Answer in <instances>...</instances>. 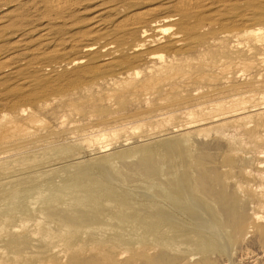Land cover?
<instances>
[{"label":"rangeland","instance_id":"obj_1","mask_svg":"<svg viewBox=\"0 0 264 264\" xmlns=\"http://www.w3.org/2000/svg\"><path fill=\"white\" fill-rule=\"evenodd\" d=\"M180 1L77 0L59 11L43 0H0V131L12 121L33 129L0 141L1 264H69L74 246L87 250V258L91 247L109 244L111 257L103 264H264L258 230L264 221L253 219L264 215V143L242 129L249 121L264 137V66L258 64L264 45L253 36L223 37L264 27V0H223L188 17ZM149 8L158 10L147 23L151 41L136 51L131 47L142 30L121 22ZM166 17L176 20L162 21ZM157 24L171 30L159 32ZM187 24L199 37L183 29ZM90 43L96 49L87 54L82 47ZM117 48L122 52L113 54ZM160 53L167 65L154 58ZM223 57L255 62L254 79L262 83L221 97V84L211 90L195 78L215 74L209 65ZM138 66L140 77L133 70ZM172 68L181 73L174 79L182 89L172 108L135 103L118 110L116 122L100 112L125 78L140 85L144 74ZM243 78L236 83L247 82ZM245 98L250 101L239 104ZM230 102L243 113L212 121L218 112L208 113ZM32 115L46 122L33 125ZM192 177L203 181L196 192L209 193L204 203L195 200ZM109 226L112 232L105 231ZM81 227L93 229L68 234Z\"/></svg>","mask_w":264,"mask_h":264},{"label":"bare ground","instance_id":"obj_2","mask_svg":"<svg viewBox=\"0 0 264 264\" xmlns=\"http://www.w3.org/2000/svg\"><path fill=\"white\" fill-rule=\"evenodd\" d=\"M15 2H19L21 3L22 0H13ZM77 1V0H43V2L46 3V5H48L47 7L49 9H54V10H59L61 11L60 9H63L65 7H70V5H72V3L74 4V2ZM220 1H223V0H182L181 3H179V9L180 11H182L184 13V15H187L190 16L191 14H199V11L201 9H204V8H209L217 3H219ZM12 2V0H11ZM14 2V3H15ZM27 4V3H26ZM44 4V3H43ZM176 5V3H175ZM174 5V6H175ZM71 8V7H70ZM68 9V8H67ZM58 11V12H59ZM64 11V9H63ZM70 11V10H69ZM158 10L156 8H149V9H144V10H140V11H133L132 13H130L129 15H126L125 18L122 20L121 23H123L122 25L126 26V27H129L131 28L130 31H134L135 30V27L137 28H140L142 30V36H141V39L133 46L131 47L132 49H135L136 51L139 50V49H142L147 43H149L151 41V39H149V29L147 27V23H149L150 21H155V17H157L158 15ZM161 14V13H160ZM208 15V14H207ZM97 16V15H96ZM260 16V15H259ZM99 17V16H98ZM206 17V16H205ZM168 18V19H167ZM216 18V17H215ZM153 19V20H152ZM185 19V18H184ZM244 19V18H243ZM263 19H264V15H263ZM98 20V19H97ZM176 19L172 18V17H166L164 18L162 21L164 22H169V21H174ZM214 20V18H213ZM243 21V20H242ZM241 21V22H242ZM99 22V21H98ZM245 22V23H244ZM243 22V25H248L246 23V21ZM256 22V21H255ZM160 23V22H159ZM163 23V22H162ZM161 24V23H160ZM160 24H157L156 25V28H157V31L159 32H168L171 30V27L170 26H166V25H160ZM100 25V22L95 24L94 27H97L96 30L98 31V29H102L100 27H98ZM121 25V26H122ZM238 25V24H237ZM262 25V24H260ZM110 26V25H109ZM123 26V27H124ZM93 27V28H94ZM117 27V26H116ZM216 27V26H215ZM92 28V27H91ZM92 28V29H93ZM203 28V27H202ZM208 28V27H207ZM173 29V28H172ZM183 29L185 31H187L188 34L192 35H196L197 32L195 31L196 29L193 28L191 25L187 24V25H184L183 26ZM195 29V30H194ZM91 31V30H89ZM94 30H92L91 32H93ZM136 31V30H135ZM134 31V32H135ZM156 31V30H155ZM220 31V29L218 30ZM90 32V33H91ZM234 32V33H232ZM98 33V32H97ZM213 35V34H212ZM50 36V35H49ZM250 37V36H253L255 38H257V41L259 42H262L263 45H264V27L260 26V27H253V28H250V29H244L242 31H233V30H229V31H226V34L225 36H223L224 38H229V37H236V38H240V37ZM177 37H180V36H176ZM194 37H199V35H196ZM130 38V37H129ZM153 38V37H152ZM155 38V37H154ZM153 38V39H154ZM159 38V37H158ZM157 38V39H158ZM174 38V37H173ZM212 38V37H211ZM128 40V39H127ZM179 40V39H178ZM155 41V40H154ZM162 41V40H161ZM160 41V42H161ZM211 41V40H210ZM74 42V41H73ZM179 42V41H177ZM168 44V43H167ZM259 44V43H258ZM76 45V44H75ZM152 45H155V43H153ZM96 44H86V45H83V51L85 53H90L92 51H94L96 49ZM211 46V45H210ZM248 51L249 52H253L254 49L256 48L255 46L252 47V45H248ZM113 47V46H112ZM108 48V47H107ZM180 48V47H179ZM195 48V47H193ZM171 49V48H170ZM146 50V49H145ZM180 50V49H179ZM55 51V50H54ZM122 50L121 48H117V49H113L112 50V53L113 54H118V53H121ZM133 52V51H131ZM155 56L154 58H157L159 61H163L165 62L164 65H167V61L164 59L165 56L164 54H156V55H153ZM112 57V56H111ZM151 58V56H149ZM225 57V56H224ZM222 58L218 61H214L213 63H211L209 65V67L211 68H216L217 72L215 74H211V75H206V73L204 75H202L201 73H199L200 75H197L195 76L196 79L198 80H201V81H207V84L210 85V88L211 90L213 89V85L216 84V83H219L221 84V90L219 92H217V94H220L221 97H226L228 96L229 94L231 93H238V94H241V93H244L246 92L247 90H249L250 88H252V86L254 87L256 84H260L262 83L260 80H255L254 77H255V74L256 72H253L252 69H253V66L255 67V62H245L243 60H228L227 58ZM75 59V58H74ZM83 58H76L75 59V62L73 63H82L84 62V60H82ZM261 61L258 63V64H261L260 66H264V56L260 57ZM131 60V59H130ZM134 60V59H133ZM170 60V59H169ZM173 61V60H172ZM92 62V61H91ZM198 63V61H196ZM211 62V61H210ZM85 64V63H84ZM74 65V64H73ZM136 65V63H135ZM141 65V63H140ZM137 66V65H136ZM175 66V65H173ZM206 67H208L207 65H204ZM259 66V67H260ZM84 67V66H83ZM172 67V66H171ZM134 71H136V75L138 77L141 76V74L143 73L142 70H141V67L138 66L136 67L135 69H133ZM154 71V70H153ZM181 72V71H180ZM262 73V72H261ZM261 73H260V76H261ZM130 74V73H129ZM180 74V75H179ZM186 74V73H185ZM131 75V74H130ZM177 75L178 77L181 76V73H179L178 71H176L175 69H170V70H161L160 73H156L154 75H150L147 76L146 74L143 75L142 79H140V85H135L134 82L131 80V79H128V78H125V80L121 81L120 84H119V88L117 89V92L115 93H109L108 92V95H107V100H108V111L106 108H103V109H100V112L101 113H105L107 115V117L112 120V121H115L118 118V110H122V109H127L129 106L137 103V104H141V103H148V102H153L154 105H155V102H161L160 104H163V105H167L169 106L170 103L172 102V99H174L175 94H178L182 91L181 89V85L178 84V82H176V80L174 78H177ZM184 76V74L182 75ZM186 76H188L186 74ZM184 76V78L186 77ZM190 76V74H189ZM241 76H244V78L247 79V82L245 83H236L237 79H239V77ZM259 76V77H260ZM191 77V76H190ZM262 77V76H261ZM183 78V77H182ZM180 78V79H182ZM243 78V79H244ZM175 81V82H174ZM137 82V81H136ZM264 84V82H263ZM262 84V85H263ZM199 86V85H198ZM257 87V86H256ZM260 87V86H259ZM185 88V87H184ZM187 88V87H186ZM131 89H134V91H131ZM203 89V88H201ZM187 92V91H186ZM264 93V92H263ZM185 94V93H183ZM209 95V94H208ZM212 95V94H211ZM113 96V97H112ZM199 96V95H198ZM202 96V95H201ZM207 96V95H206ZM216 96V95H215ZM213 96V97H215ZM219 96V95H218ZM253 95H251L252 97ZM210 97V96H209ZM235 97V96H234ZM250 97V96H249ZM250 97V98H251ZM177 98V97H176ZM205 98V97H204ZM208 98V97H207ZM178 99V98H177ZM199 99V98H198ZM201 99V98H200ZM246 99V100H245ZM245 99H242L240 100L239 104H242L243 103L245 104L248 100L250 101L249 98H245ZM248 99V100H247ZM262 99H264V94L262 95ZM179 100V99H178ZM206 100V98H205ZM221 100V99H220ZM239 100V99H238ZM234 101V100H233ZM232 101V102H233ZM198 102V101H197ZM230 102L229 104L226 105H223L222 103H220L216 108L217 109H214L213 111L209 112L208 114L212 115L211 113L213 112H218L217 114L214 115V118H212L213 120L212 121H217L221 118L220 115H225V116H233V115H238L239 113H243V112H239L240 110L235 111L234 109V106L236 105V103L238 104V102L236 103H232ZM74 104V103H73ZM169 104V105H168ZM226 104V103H225ZM173 105V104H172ZM172 105H170V107L172 108ZM151 106V105H150ZM174 106V105H173ZM180 107V105H178ZM238 107H240L241 105H237ZM258 106V105H257ZM169 107V108H170ZM254 107V106H253ZM152 108H153V105H152ZM162 107H158V110L161 109ZM166 108V106L164 107ZM163 108V109H164ZM170 108V109H171ZM236 108V107H235ZM259 108V107H258ZM106 109V110H104ZM143 110V109H142ZM154 110V109H153ZM157 110V109H156ZM162 110V109H161ZM237 110V109H236ZM244 110V109H243ZM141 111V109H140ZM139 111V112H140ZM155 111V110H154ZM160 111V110H159ZM166 111V110H165ZM245 111V110H244ZM145 112V111H144ZM149 112V111H147ZM153 112V111H152ZM164 112V111H163ZM28 114V113H27ZM141 114V113H140ZM140 114L138 116H140ZM144 116V113L142 112L141 116ZM148 115V114H147ZM134 116V115H132ZM146 116V115H145ZM218 116V118H217ZM224 116V117H225ZM134 118V117H133ZM141 118V117H140ZM171 118V117H170ZM45 120V119H44ZM42 118H38L36 116H31L29 118V122L33 125H44V123L46 121H44ZM242 121V120H241ZM240 121V122H241ZM191 122V121H190ZM237 123V122H236ZM235 123V124H236ZM244 125V128L242 129H245L248 134H250L251 136V140L254 142V143H257V144H262L264 143V137H261L257 134V130L258 128L260 127L259 125H255L253 128L250 127V122L249 121H243L242 122ZM190 124V123H189ZM99 123L97 124V127H99ZM253 125V124H252ZM41 126V127H42ZM46 126V125H45ZM224 126V125H223ZM36 127V126H35ZM94 127V126H93ZM264 127V126H263ZM176 128V127H175ZM33 132V129H31L30 127H27L25 124H22V123H19V122H15V121H12L10 122V124L8 126L5 127V129L3 128L2 132L0 131V141L2 142H5V141H8V140H12V139H15L17 137H24V136H27L29 134H31ZM147 134V133H146ZM145 135V134H144ZM104 139V138H103ZM107 139V138H106ZM183 139V138H182ZM216 139V138H215ZM5 140V141H4ZM137 140V139H136ZM107 141V140H106ZM184 141V140H183ZM137 142V141H136ZM195 142V141H194ZM9 142H6V144H8ZM119 145V144H118ZM122 145V144H121ZM254 146V145H253ZM6 147L8 148V146L6 145ZM5 147V148H6ZM12 147V146H11ZM247 147V146H246ZM255 147V146H254ZM257 147V146H256ZM9 150V149H8ZM246 150V149H245ZM247 151V150H246ZM6 152V151H5ZM190 152V151H189ZM32 154V153H31ZM195 155V154H194ZM207 156V155H206ZM243 156V155H242ZM261 156V155H260ZM231 157V156H230ZM201 158V157H200ZM232 161V160H231ZM193 162V161H192ZM196 162H194L193 164H195ZM262 167L263 164H261ZM188 168V167H187ZM138 171V170H137ZM239 172V171H238ZM199 174V173H198ZM200 175V174H199ZM195 177V176H194ZM192 177L191 180H189V184L192 182V186H191V189H193L192 191L195 192L194 195H196L195 197V200L196 201H203V203L207 200L206 197V193L204 191H198L196 192L195 189L198 187L200 188L202 185H203V181L201 180V178H194ZM205 179V178H204ZM175 185V184H174ZM239 188H241L240 186H238ZM263 187V185H262ZM261 187V188H262ZM202 188V187H201ZM205 188V187H203ZM258 188V187H257ZM264 188V187H263ZM184 189H182L183 191ZM205 190V189H204ZM240 191V190H239ZM189 192V191H188ZM210 192V191H209ZM252 192V191H251ZM261 193V196H262V199L264 201V189L262 190ZM181 194V193H180ZM183 194H186V193H183ZM206 197H204V196ZM252 195V194H251ZM153 196V195H152ZM193 196V195H192ZM155 200L159 201V202H164L163 199H166L165 197L163 196H154L153 197ZM162 198V199H161ZM203 198V199H202ZM49 199V198H48ZM210 199V198H209ZM227 199H230V198H227ZM222 202H227L224 197L219 199ZM232 200V199H231ZM236 200V199H234ZM213 201V200H212ZM217 201V200H216ZM230 201V200H228ZM69 202V201H68ZM231 203L233 201H230ZM230 202H228L230 204ZM196 203H199V202H196ZM201 203V202H200ZM217 203V202H216ZM236 203V202H235ZM61 205V204H60ZM225 205H228V204H223V206ZM231 205H229L230 207ZM219 207V205H218ZM220 207L221 204H220ZM228 207V208H229ZM251 207V206H250ZM225 208V207H223ZM264 209V208H263ZM219 211V210H218ZM224 211H227V209H225ZM222 212V211H221ZM223 214V212H222ZM225 214V212H224ZM49 215V214H48ZM47 215V216H48ZM218 215V214H217ZM226 215V214H225ZM52 216V215H51ZM50 216V217H51ZM219 216V215H218ZM44 217V216H43ZM49 217V216H48ZM224 217V216H223ZM229 217V216H228ZM48 219V218H47ZM253 219L256 221V222H263L264 221V215H258L256 214L255 216H253ZM53 220V219H52ZM127 220V219H126ZM48 221H51V218L48 219ZM63 222V221H62ZM29 223V222H28ZM65 223V222H64ZM97 223V222H96ZM89 224V223H88ZM63 226L66 227V224H64ZM92 226V225H91ZM112 226V225H111ZM224 228H226L227 226L223 225ZM108 227V226H107ZM113 227V226H112ZM52 228V227H51ZM93 228H86V227H81V228H77L75 230H70L68 232V234L70 236H74V235H84V234H89V232L92 230ZM96 229V228H95ZM111 230H114L113 228H111L109 226V228H106L105 231L106 232H110ZM258 230L260 232V234H262L264 236V225H259L258 226ZM95 232V231H94ZM105 232V233H106ZM112 232V231H111ZM114 232V231H113ZM237 232V229L235 228V233ZM98 233V232H97ZM220 233V232H219ZM222 234V233H221ZM238 235V234H237ZM236 236V235H235ZM264 238V237H263ZM7 239V238H6ZM101 240V239H100ZM15 241L13 240H10L7 242V244H13ZM83 244V243H82ZM69 245V244H68ZM100 245V244H99ZM87 247V246H86ZM3 248L0 249V253H4V250H2ZM72 249V257L70 258L69 260V264H103L104 261H106L108 258H110L111 256V253H112V247L110 246L109 244V247L107 246V248H101L99 246H95V247H91L89 249V252H92L94 253L93 257H83L84 254H86V251L85 249H83L81 246H74ZM115 251V250H114ZM66 252V251H64ZM125 252L127 253V250H125ZM124 253V252H123ZM67 254V252H66ZM91 254V253H89ZM88 254V255H89ZM117 254V253H116ZM6 255V254H5ZM92 255V254H91ZM40 257V256H39ZM83 257V258H82ZM123 257V256H122ZM133 259V257H132ZM46 260V259H45ZM66 260V259H65ZM118 260V258H117ZM41 261V260H40ZM51 261V260H50ZM112 261V260H110ZM59 262V261H58ZM114 263V261H113ZM120 263V262H119ZM1 264V262H0ZM45 264V263H44ZM48 264V263H47ZM50 264V263H49Z\"/></svg>","mask_w":264,"mask_h":264}]
</instances>
